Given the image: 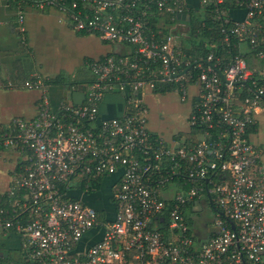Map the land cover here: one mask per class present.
Listing matches in <instances>:
<instances>
[{"label": "built area", "instance_id": "1", "mask_svg": "<svg viewBox=\"0 0 264 264\" xmlns=\"http://www.w3.org/2000/svg\"><path fill=\"white\" fill-rule=\"evenodd\" d=\"M201 5L222 40L197 51L149 26L165 16L174 23L183 0H72L62 8L75 32L116 51L89 66L91 82L64 89L82 94L80 105L69 98L53 106L38 86L37 115L0 130V151L23 163L0 194V235L19 238L23 264H264V164L249 139L264 108V0ZM227 7L243 10L244 20L232 22ZM165 87L181 101L195 88L187 119L194 143L149 133L143 96ZM112 97L123 104L118 117L102 113ZM102 190L106 201L95 205ZM202 202L213 217L199 241L186 213ZM96 229L101 239L81 249Z\"/></svg>", "mask_w": 264, "mask_h": 264}, {"label": "crops", "instance_id": "2", "mask_svg": "<svg viewBox=\"0 0 264 264\" xmlns=\"http://www.w3.org/2000/svg\"><path fill=\"white\" fill-rule=\"evenodd\" d=\"M42 1L0 0V130L7 129L16 118L30 120L37 115L42 96L39 87L44 86L45 81L57 75L73 82L91 80L89 66L116 51L114 45L101 41L96 35L75 32L68 25L66 12L62 8L65 9L72 0H54L55 5L41 8L39 4ZM22 2L26 3L24 9ZM183 6L184 12L177 15L174 23H171L168 35L180 40V45L185 49L189 46V23L192 19L198 18L203 22L211 17L206 16L203 11L201 0H183ZM226 9L232 22L244 20L243 10ZM19 10L23 15V33L19 32ZM187 17L190 18L189 21ZM164 18L166 16L159 18L158 28H164ZM27 83L39 87L28 89L25 87ZM64 89L47 87L46 93L53 106L65 100ZM190 93L186 101H181L176 94L168 92L145 94L143 100L148 110L149 133L171 145L183 140L191 141L187 119L194 103L195 88ZM109 99L112 101L108 102ZM107 100V104L102 106V113L107 117H118L123 108L122 101L116 97ZM172 112L175 113L174 118ZM179 116L182 124L177 123L176 118ZM171 120L173 124L168 126ZM249 139L259 150L264 164V108L256 116V125L250 131ZM21 163L22 159L18 154L0 151L1 195L7 194L11 189L14 174L19 172ZM98 195L102 196L98 201H106V191L102 190ZM204 204L209 207L208 203L202 202L189 212L196 215L202 213ZM95 205L101 206L98 203ZM210 222L211 220L201 227L197 226L198 228L195 226L193 235L197 240L203 241L210 236ZM199 229L201 233L198 232ZM102 233L100 229L91 231L83 237L79 247L84 249L97 242ZM23 260L19 238L11 232L0 235V264H23Z\"/></svg>", "mask_w": 264, "mask_h": 264}, {"label": "trees", "instance_id": "3", "mask_svg": "<svg viewBox=\"0 0 264 264\" xmlns=\"http://www.w3.org/2000/svg\"><path fill=\"white\" fill-rule=\"evenodd\" d=\"M23 1V0H22ZM23 4H21L22 9H24L26 3L22 2ZM20 9V8H19ZM207 13H209V10H206ZM209 16V14H208ZM164 28H158L157 24L159 22L158 18H154L153 20H151L149 22V26L151 28V30L153 31V33L158 34V38L162 39L164 37H166L168 35V30H169V26H171V22L169 20L168 17L164 18ZM190 26V33L188 35V45L193 48L194 50L197 51L198 46H201L200 43L204 42V41H208L211 38H213L216 41H220L222 40V37L220 35V29L217 23H213L211 21V19H205L203 22L198 19V18H193L192 21L189 23ZM188 46V48H189ZM187 47H185L186 49ZM236 55V52L234 50L230 51V54L228 55V57H233ZM244 59H246L248 64H251L252 60L254 59L253 54L248 52L245 56ZM91 82L89 79H85V81L83 82H73V81H68L66 80V77L61 76V75H57L54 78H51L47 81H45L44 85L45 86H49L51 88H56V89H64L67 87H72L73 85H80V84H85ZM172 87H165L162 90L159 91V93H164L167 92L168 90H170ZM252 129L249 130V132ZM189 136L192 137L193 143L195 142L196 136L194 134L193 131L189 132ZM23 168V163L20 164L18 171H21ZM95 188H99L98 186H95ZM4 201V200H3ZM95 201H97L96 203H100L96 196H95ZM212 209L213 206H211ZM17 242L18 239L16 238Z\"/></svg>", "mask_w": 264, "mask_h": 264}, {"label": "rangeland", "instance_id": "4", "mask_svg": "<svg viewBox=\"0 0 264 264\" xmlns=\"http://www.w3.org/2000/svg\"><path fill=\"white\" fill-rule=\"evenodd\" d=\"M176 43L180 44V40H176ZM107 101L108 102H111L112 100L109 99ZM174 112L176 113V109L174 110ZM174 112H172L173 113L172 114L173 115L172 118H174V115H175ZM176 119H177V123L178 124H182V122L180 120V116L177 117ZM171 124H173L172 123V120H171V123L168 126H170ZM203 206H205V204ZM186 216H187L188 220L190 218H192V221H193L192 223L196 226V228H198L197 226H200L201 227V226H203L205 224V222H209L212 219L213 212H212V210L208 206H205L204 209H203V211H202V213L196 215V214H192L190 212H187L186 213ZM103 217L104 216L101 214L100 218L103 219ZM198 232L201 233L200 229L198 230Z\"/></svg>", "mask_w": 264, "mask_h": 264}, {"label": "water", "instance_id": "5", "mask_svg": "<svg viewBox=\"0 0 264 264\" xmlns=\"http://www.w3.org/2000/svg\"><path fill=\"white\" fill-rule=\"evenodd\" d=\"M189 20H190V18L187 17V21H189ZM178 29H179V27H178ZM64 98L65 99H69L70 98L72 103H73V105H80L81 102L84 99V96L82 94H80V93H73V94L70 95L68 93V91H65L64 92ZM83 202L86 203V204H89L88 197H84L83 198Z\"/></svg>", "mask_w": 264, "mask_h": 264}, {"label": "flooded vegetation", "instance_id": "6", "mask_svg": "<svg viewBox=\"0 0 264 264\" xmlns=\"http://www.w3.org/2000/svg\"><path fill=\"white\" fill-rule=\"evenodd\" d=\"M98 199L101 200V199H102V196H101V195H98V196H97V200H98ZM94 202H95V201H94L93 199L90 200V203H94Z\"/></svg>", "mask_w": 264, "mask_h": 264}]
</instances>
